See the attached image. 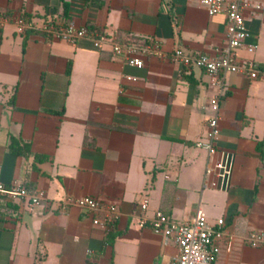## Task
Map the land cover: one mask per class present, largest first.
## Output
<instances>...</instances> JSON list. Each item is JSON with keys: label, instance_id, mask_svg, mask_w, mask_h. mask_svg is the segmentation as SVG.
Instances as JSON below:
<instances>
[{"label": "crops", "instance_id": "1", "mask_svg": "<svg viewBox=\"0 0 264 264\" xmlns=\"http://www.w3.org/2000/svg\"><path fill=\"white\" fill-rule=\"evenodd\" d=\"M251 2L262 9L245 11L249 38L236 57L264 68V0ZM0 13L9 16L0 28V184L45 194L33 210L0 198V264H171L178 248L142 220L163 210L187 223L199 209L209 225L224 222L215 264H264V243L252 244L264 231V73L226 76L215 138L233 156L225 187L206 175L211 155L196 146L214 114L212 78L170 57L176 49L221 57L225 15L210 16L198 0H0ZM19 15L120 41L156 39L163 56L133 67L87 38L23 31ZM14 140L30 153H13ZM85 197L116 206L111 228L63 204Z\"/></svg>", "mask_w": 264, "mask_h": 264}, {"label": "built area", "instance_id": "2", "mask_svg": "<svg viewBox=\"0 0 264 264\" xmlns=\"http://www.w3.org/2000/svg\"><path fill=\"white\" fill-rule=\"evenodd\" d=\"M200 5L210 16L217 14L225 15L227 19V45L219 58L207 54L185 53L176 49L171 53V60L186 68L199 69L208 74L212 80L211 85L216 93L210 100V107L214 114L207 121L205 136L196 143L198 148L206 150L210 155L206 167V175L216 176L223 184H229L233 156L215 145V138L219 133V111L223 98L226 96V76L229 73H245L251 79H258L264 68L254 62L241 63L236 57V51L241 49L249 38V31L246 27L245 11L254 7L260 11L262 6L252 5L251 0H198ZM23 31L41 33L45 36L69 44H76L79 40L90 39L95 49L104 50L108 48L112 53L123 56L127 63L133 67L143 68L148 58L163 56V44L161 41L149 38L144 43L133 39L120 41L116 37L101 35L97 30L90 31L88 27H77L73 24L59 25L54 21H30L24 15L16 17ZM9 23V16L0 13V28ZM209 184L206 181L204 186ZM45 194L40 191L32 192L21 185L5 186L0 184V198L6 200H23L29 208H37L44 199ZM63 204L69 206L74 204L81 208L84 213L95 214L94 224L104 230H108L115 222L116 206H105L101 200L94 197H85L77 200L67 198ZM141 209H148V202L141 205ZM108 211L109 215L99 219L100 212ZM148 225L155 234L161 235L166 245L173 244L179 250L178 257L171 264H215L221 252L220 241L223 236V220H219L217 226L209 225L201 209L196 213L194 220L187 223H180L173 220L163 210H157L153 218L143 219L141 226ZM264 243V231L253 235L252 244Z\"/></svg>", "mask_w": 264, "mask_h": 264}, {"label": "trees", "instance_id": "3", "mask_svg": "<svg viewBox=\"0 0 264 264\" xmlns=\"http://www.w3.org/2000/svg\"><path fill=\"white\" fill-rule=\"evenodd\" d=\"M90 31H95L97 30V32H99L101 35L105 34L104 30H101V29H97V28H94V27H88ZM124 40L122 41H126L129 39V37H122ZM69 72H70V69H69ZM11 151L17 155H26L28 153H30V148L29 146H24L22 147L18 141H13L12 144H11ZM36 159L37 160H43L44 157L42 156H36ZM116 236V233L115 231H111L109 234H108V242L110 244H113V241H114V238Z\"/></svg>", "mask_w": 264, "mask_h": 264}]
</instances>
